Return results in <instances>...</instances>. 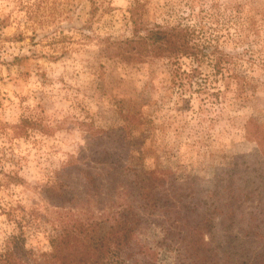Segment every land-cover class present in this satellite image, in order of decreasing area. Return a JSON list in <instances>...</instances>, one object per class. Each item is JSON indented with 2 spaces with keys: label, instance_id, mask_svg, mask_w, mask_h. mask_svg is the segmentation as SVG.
Here are the masks:
<instances>
[{
  "label": "rangeland",
  "instance_id": "rangeland-1",
  "mask_svg": "<svg viewBox=\"0 0 264 264\" xmlns=\"http://www.w3.org/2000/svg\"><path fill=\"white\" fill-rule=\"evenodd\" d=\"M135 23L196 57L115 56ZM143 173L168 214L135 197ZM130 202L129 264H264V0H0V252L20 236L44 259Z\"/></svg>",
  "mask_w": 264,
  "mask_h": 264
},
{
  "label": "trees",
  "instance_id": "trees-1",
  "mask_svg": "<svg viewBox=\"0 0 264 264\" xmlns=\"http://www.w3.org/2000/svg\"><path fill=\"white\" fill-rule=\"evenodd\" d=\"M134 7L137 10L139 1H136ZM134 9L131 12V18L135 22ZM134 27L135 32L131 38H128L116 46L114 55L125 58L126 60H142L153 57H163L174 59L179 57L195 58L197 50L191 44L187 33L178 28H164L155 25L153 28ZM143 31L142 35L138 31ZM89 185L95 187V180L87 177ZM137 191L135 197L143 203V208L150 213L168 214L165 207H161L162 198L159 193L163 189L165 180L162 177H157L156 174L143 173L136 176ZM234 203V202H233ZM233 203H229L232 206ZM224 204L222 206H226ZM143 211V212H145ZM224 221H233L230 218L229 212L222 213ZM135 215L134 203L130 202L118 216H113L108 219L109 230L102 235L98 224L75 221L73 225L63 227L62 233L56 237L51 243V250L44 259H38L33 251L25 248L23 240L20 236H13L7 242L4 251L0 252V264H108V261L113 259L107 258L103 254L99 258H95L92 254L91 240L101 241V245H115L118 255L117 264H129L127 258H119L125 254L126 250L131 247L134 242L138 230L137 224L139 219ZM228 218V219H227ZM221 224V222H220ZM107 235V236H106ZM126 256V254H125ZM131 256V255H129ZM226 256V255H225ZM229 259L228 257H226ZM253 264H255L253 262ZM257 264V263H256Z\"/></svg>",
  "mask_w": 264,
  "mask_h": 264
}]
</instances>
